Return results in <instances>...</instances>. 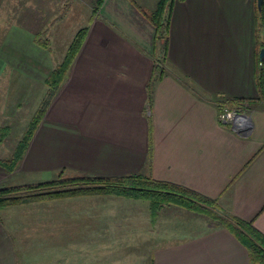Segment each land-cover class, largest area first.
<instances>
[{
	"label": "crops",
	"instance_id": "crops-1",
	"mask_svg": "<svg viewBox=\"0 0 264 264\" xmlns=\"http://www.w3.org/2000/svg\"><path fill=\"white\" fill-rule=\"evenodd\" d=\"M0 0V106L45 115L9 171L27 128L0 141V187L67 175H151L216 201L212 210L264 235V101L257 0H176L166 74L144 10L159 0ZM86 36L59 86L48 78ZM260 52V51H259ZM228 102V103H227ZM230 102V103H229ZM221 105L250 118L245 132ZM9 123V122H7ZM4 124V123H2ZM10 141V142H9ZM0 264H256L206 213L118 194H80L0 209Z\"/></svg>",
	"mask_w": 264,
	"mask_h": 264
},
{
	"label": "trees",
	"instance_id": "trees-1",
	"mask_svg": "<svg viewBox=\"0 0 264 264\" xmlns=\"http://www.w3.org/2000/svg\"><path fill=\"white\" fill-rule=\"evenodd\" d=\"M102 1L103 0L98 1L97 8ZM175 1L176 0H159L155 10L142 11L156 29V45L159 44L161 50V56L155 60L152 77L148 85L150 101L153 86L166 74L164 60L168 52L169 26ZM257 14L259 31H262L264 29V0ZM86 32V29H82L77 33L63 63L54 69L49 76L48 82L52 87L59 86L62 82L84 42ZM262 47H264V35L259 42L258 54ZM257 85L259 99L264 101V60H261L259 57L257 64ZM45 111V107L38 110L30 122V125L19 143V148L14 153L13 157L9 160L2 161L7 167V170H14L31 140L37 125L44 117ZM0 134V141H2L4 137L1 132ZM87 193L118 194L125 197L148 199L151 203L153 214H156L162 205L168 203L177 204L189 210L206 213L218 223L225 225L247 246L254 263L264 264V235L251 223L239 219H233V221H231L212 210L213 208H217L215 200L183 185L157 180L151 175L132 174L106 177L67 175L62 171L55 179L50 181L0 187V209L5 206L27 201H44Z\"/></svg>",
	"mask_w": 264,
	"mask_h": 264
},
{
	"label": "built area",
	"instance_id": "built-area-1",
	"mask_svg": "<svg viewBox=\"0 0 264 264\" xmlns=\"http://www.w3.org/2000/svg\"><path fill=\"white\" fill-rule=\"evenodd\" d=\"M219 118L224 123H233L235 128L241 132H245L250 125V119L246 114H241L228 105H221Z\"/></svg>",
	"mask_w": 264,
	"mask_h": 264
},
{
	"label": "rangeland",
	"instance_id": "rangeland-1",
	"mask_svg": "<svg viewBox=\"0 0 264 264\" xmlns=\"http://www.w3.org/2000/svg\"><path fill=\"white\" fill-rule=\"evenodd\" d=\"M1 110L2 109H1V106H0V112H1ZM6 115H8V114L6 113ZM6 115L1 113L0 120H4V118H10L9 116H6ZM7 122H9V123H7ZM7 122H5V121L1 122L0 121V132L2 133V136L4 137V139L9 134L14 132V136L11 139H9L11 141H15V138L17 136V134H15L16 132L19 133L18 132L19 130H21L23 128H27L28 127L27 125H30L28 122L26 123L25 121H23L21 113L14 114L13 120L11 121V119H10V121L7 120ZM2 123H4V124H2Z\"/></svg>",
	"mask_w": 264,
	"mask_h": 264
},
{
	"label": "water",
	"instance_id": "water-1",
	"mask_svg": "<svg viewBox=\"0 0 264 264\" xmlns=\"http://www.w3.org/2000/svg\"><path fill=\"white\" fill-rule=\"evenodd\" d=\"M262 2H263V0H257V6H258V9H261ZM259 58H260L261 60H264V47H262V48L260 49V52H259ZM246 116H248V115H246ZM248 118H249V117H248ZM249 119H250V118H249Z\"/></svg>",
	"mask_w": 264,
	"mask_h": 264
}]
</instances>
